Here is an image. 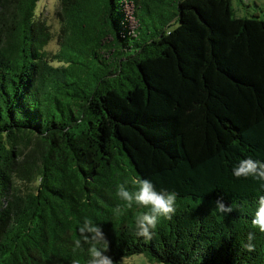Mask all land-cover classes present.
I'll return each instance as SVG.
<instances>
[{"label":"trees","instance_id":"trees-1","mask_svg":"<svg viewBox=\"0 0 264 264\" xmlns=\"http://www.w3.org/2000/svg\"><path fill=\"white\" fill-rule=\"evenodd\" d=\"M39 1L0 0V264H87L86 217L116 264H264V181L232 174L264 161V18L232 0H59L53 29ZM131 178L178 194L152 240L135 228L148 208L114 212Z\"/></svg>","mask_w":264,"mask_h":264},{"label":"clouds","instance_id":"clouds-1","mask_svg":"<svg viewBox=\"0 0 264 264\" xmlns=\"http://www.w3.org/2000/svg\"><path fill=\"white\" fill-rule=\"evenodd\" d=\"M232 174L236 178L252 177L260 181H264V161L255 160L251 157L241 159L232 169ZM132 188L127 185L129 181L120 183L117 186L116 196L123 203L118 205L114 212L117 216L123 215L125 211L133 209L135 206L148 208V212H143L135 217L136 235L145 240H152L154 230L157 227L158 219L163 217L172 220L176 214L177 193L170 192L166 189L157 190L155 184L150 179L131 178ZM134 189V190H133ZM215 210L229 214L235 210L233 204L226 205L223 198L215 201ZM254 227L264 233V195L258 198V207L252 219ZM80 238L75 239L73 253L78 250L83 251L84 245H88L87 254L89 259L87 264H116L114 259L107 255L110 242L104 233L102 227L95 223L91 218L86 217L78 228ZM248 244L244 245L249 252L255 250V246L251 243L254 239L253 233H248ZM71 264H80L79 259H73Z\"/></svg>","mask_w":264,"mask_h":264},{"label":"rangeland","instance_id":"rangeland-1","mask_svg":"<svg viewBox=\"0 0 264 264\" xmlns=\"http://www.w3.org/2000/svg\"><path fill=\"white\" fill-rule=\"evenodd\" d=\"M59 5V0H40L38 7L41 14L45 15L53 29L58 28L59 19L56 9ZM234 14L236 15H259L264 18V0H232ZM127 12L131 24H136V16L133 14L134 5L131 2L126 3ZM50 48L58 47V40L55 36L47 44ZM22 187H26L24 182H21ZM119 264H171L170 262L151 258L146 252H134L121 257Z\"/></svg>","mask_w":264,"mask_h":264}]
</instances>
